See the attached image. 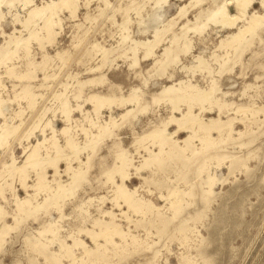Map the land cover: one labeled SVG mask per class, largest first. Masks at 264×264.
<instances>
[{
    "label": "rangeland",
    "instance_id": "1",
    "mask_svg": "<svg viewBox=\"0 0 264 264\" xmlns=\"http://www.w3.org/2000/svg\"><path fill=\"white\" fill-rule=\"evenodd\" d=\"M232 1L0 0V264H264V0Z\"/></svg>",
    "mask_w": 264,
    "mask_h": 264
},
{
    "label": "bare ground",
    "instance_id": "2",
    "mask_svg": "<svg viewBox=\"0 0 264 264\" xmlns=\"http://www.w3.org/2000/svg\"><path fill=\"white\" fill-rule=\"evenodd\" d=\"M68 2V1H67ZM250 0H233L232 4L235 7V10H237L238 14L244 13L246 7L249 5ZM226 6L222 5L218 11L214 12L210 16V20L215 23H222V24H232L234 23V20L236 18L235 14L231 15L229 13H226ZM40 11H38L39 13ZM237 15V14H236ZM243 15V14H242ZM255 19V18H254ZM253 20V19H252ZM256 22V20H254ZM254 21H251L250 26L246 27L242 32L241 35H243L245 32L252 30L253 26L256 24ZM47 22H50V19L47 20ZM228 26V25H227ZM255 27V26H254ZM29 158V157H28Z\"/></svg>",
    "mask_w": 264,
    "mask_h": 264
}]
</instances>
